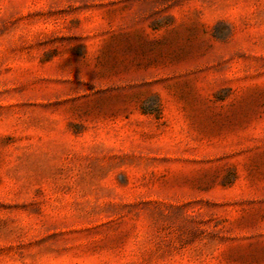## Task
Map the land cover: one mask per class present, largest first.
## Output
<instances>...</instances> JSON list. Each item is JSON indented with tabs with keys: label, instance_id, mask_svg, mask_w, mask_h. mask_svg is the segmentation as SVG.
Instances as JSON below:
<instances>
[{
	"label": "rangeland",
	"instance_id": "rangeland-1",
	"mask_svg": "<svg viewBox=\"0 0 264 264\" xmlns=\"http://www.w3.org/2000/svg\"><path fill=\"white\" fill-rule=\"evenodd\" d=\"M0 264H264V0H0Z\"/></svg>",
	"mask_w": 264,
	"mask_h": 264
}]
</instances>
